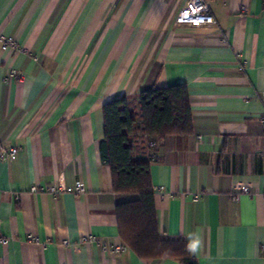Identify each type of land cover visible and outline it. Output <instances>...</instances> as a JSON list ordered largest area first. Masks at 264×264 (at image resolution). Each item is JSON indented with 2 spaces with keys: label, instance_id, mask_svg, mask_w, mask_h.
Here are the masks:
<instances>
[{
  "label": "crops",
  "instance_id": "crops-1",
  "mask_svg": "<svg viewBox=\"0 0 264 264\" xmlns=\"http://www.w3.org/2000/svg\"><path fill=\"white\" fill-rule=\"evenodd\" d=\"M184 1L0 0L17 45H0V147L18 148L0 160V264H181L113 252L126 196L99 153L105 103L179 83L193 133L147 151L159 234L198 264H264V0H207L200 28L175 23ZM59 179L85 194L30 192Z\"/></svg>",
  "mask_w": 264,
  "mask_h": 264
},
{
  "label": "trees",
  "instance_id": "trees-1",
  "mask_svg": "<svg viewBox=\"0 0 264 264\" xmlns=\"http://www.w3.org/2000/svg\"><path fill=\"white\" fill-rule=\"evenodd\" d=\"M102 119L100 157L110 168L113 193L126 196L114 209L121 244L140 259L198 264L184 239L159 234L150 177L153 154L147 153L166 137L193 133L187 85L151 86L138 97H115L103 105Z\"/></svg>",
  "mask_w": 264,
  "mask_h": 264
},
{
  "label": "built area",
  "instance_id": "built-area-1",
  "mask_svg": "<svg viewBox=\"0 0 264 264\" xmlns=\"http://www.w3.org/2000/svg\"><path fill=\"white\" fill-rule=\"evenodd\" d=\"M242 10L245 8L242 7ZM175 23L179 26H186L192 28H200L203 26L211 25L214 23V17L210 11V7L208 5L207 0H185L182 8L180 9L178 15L176 16ZM0 45L3 50L8 48H16L15 40L10 36H0ZM17 75L16 70L11 69L8 72L6 78H15ZM5 78V79H6ZM264 98V94L261 96ZM264 121V119H262ZM18 153V148L9 146L7 148L0 147V160H7L10 158H14ZM162 189V188H161ZM163 191V190H162ZM31 193L45 192L49 193L52 196L56 197L62 193H70L74 196H80L85 194L86 188L84 184L76 180L72 186L65 185L61 179L56 182L50 183L45 186H32L30 188ZM240 192L249 193L248 188H240ZM196 198V196H195ZM232 200L237 199V195H233ZM94 240V238H90ZM7 239H2L1 242L3 244L7 243ZM63 244H67V241H63ZM127 247L123 244H118L112 248L113 252H122L126 250Z\"/></svg>",
  "mask_w": 264,
  "mask_h": 264
},
{
  "label": "rangeland",
  "instance_id": "rangeland-1",
  "mask_svg": "<svg viewBox=\"0 0 264 264\" xmlns=\"http://www.w3.org/2000/svg\"><path fill=\"white\" fill-rule=\"evenodd\" d=\"M136 120H137V124H138L139 123V120H140L138 115H137Z\"/></svg>",
  "mask_w": 264,
  "mask_h": 264
}]
</instances>
